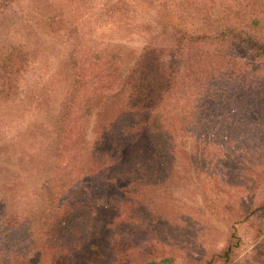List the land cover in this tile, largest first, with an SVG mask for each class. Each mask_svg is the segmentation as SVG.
<instances>
[{
	"label": "rangeland",
	"instance_id": "1",
	"mask_svg": "<svg viewBox=\"0 0 264 264\" xmlns=\"http://www.w3.org/2000/svg\"><path fill=\"white\" fill-rule=\"evenodd\" d=\"M32 1L9 3L0 16V61L28 62L0 99V263L12 264L9 255L28 242L18 259L35 253L32 264H113L101 243L111 233L127 240L117 252L127 263L264 264V125L253 115L234 122L264 78L263 61L236 39L264 41V0H39L40 12L55 8L50 26L30 11ZM145 50L175 70L156 109L174 157L166 183L136 192L134 167L100 178L70 154L84 146L88 158L103 141L105 152L111 144L116 151L104 133L126 104L123 74ZM213 91L217 106L206 98ZM129 122L137 132L143 115ZM100 179L118 195L95 209L94 234L80 247L47 246L54 220L77 199L69 190L79 183L89 197Z\"/></svg>",
	"mask_w": 264,
	"mask_h": 264
},
{
	"label": "trees",
	"instance_id": "2",
	"mask_svg": "<svg viewBox=\"0 0 264 264\" xmlns=\"http://www.w3.org/2000/svg\"><path fill=\"white\" fill-rule=\"evenodd\" d=\"M14 1L18 0H0V16L3 13V8ZM37 2L42 4L39 0H33L31 2V4H33V9L31 4H28V7L31 6L30 11L34 13L37 11L40 12L35 6ZM99 3V5H102L105 2L101 0ZM59 7L60 4H57V9H59ZM53 9L55 8L49 3H45L42 12L38 14V20L42 22L44 26L54 25L56 11H52ZM50 13H52L51 16ZM258 15L251 18L253 24H258L260 22L261 19ZM236 39L244 42L247 46V50L254 53L256 57L264 63V41L260 42L248 35L241 36L240 38L236 37ZM18 51L21 53L20 50ZM10 60V57L7 55L0 61V84L2 87L6 86L7 82L15 76L16 72L19 71L20 68L23 69L28 63L24 58L17 63L14 61L9 63ZM115 69L121 71L116 66ZM116 70L115 76L119 79V75L121 76V74ZM174 71L172 66L168 65L164 60L159 59L156 50H145L136 65L126 74L124 73L121 79V88L124 87L125 97H127L124 107L129 105L131 110H123V107L119 114L115 115L114 121L108 126L107 131L104 133V135L117 143V152L114 148L116 144L114 146L111 144L108 152H105V149L101 146L102 144L108 145V143L103 141L99 146H94L92 148L91 154L88 151V158L83 155L84 146L78 149L79 155L75 149L74 154H70V158H73V161L75 163L77 162L83 171L86 173L91 172L95 175L98 174L100 178L104 177L107 172L110 171L120 172V170H124V172H126V169L134 167L137 169L136 172L138 173V180L135 182V186L137 187H134V191L136 192L143 186H158L166 183L165 181H167L166 179L170 174L174 155L171 151H168L171 149L167 146V142H169L170 139L169 136L166 135L165 130H163L164 127L162 124L157 120L158 116L160 118H162V116L156 109L160 106L163 95L169 92L174 85ZM203 74H205V72L200 70V76L197 77L196 81L203 78ZM246 82L247 78L245 75L238 88H242L241 86ZM107 88L109 89V87ZM11 91L12 90H7L3 87L0 92V99L7 98L6 96L10 95ZM248 91L252 93L245 95L244 101L239 105V114L234 122L243 121L244 123L249 119V116L253 115V118H258V121L261 122L260 124L264 125V78H260L259 84L248 89ZM256 92L257 94L255 96L254 93ZM220 96L221 94L216 91L206 94L207 101L209 100L215 106H217L218 101H220ZM240 98V95L236 96V100ZM208 105L209 107L215 108L214 105L209 103ZM60 114H58L53 128H56V125H60L63 121L64 116ZM141 115H143L144 122H141V126L137 132H133L129 128V120H134ZM260 124L258 126H260ZM114 127L116 129L111 133ZM94 145L96 144L94 143ZM84 149L87 148L84 147ZM109 157L110 160L106 162V159ZM73 161H70L72 165H74ZM100 180H102L100 185L94 184V186L91 187L92 192L89 197H81L84 191L78 186L79 183L75 184L72 190H69L70 194H76L75 197L77 199L65 213L54 220L50 227L52 232L49 234L50 236L47 239V244L44 241L47 246L60 242L62 245L71 244L73 248L80 247V244H77L80 243L79 240L84 241L90 234L91 236L94 234L97 229L94 223L95 220H98L97 217H94L96 215L94 211L100 210L101 207L107 203V199L110 196L116 197L118 195L112 181L108 179ZM43 183L46 185L47 181L45 180ZM79 199L81 204L77 203ZM61 201H58L57 208L60 207L59 202ZM104 237L105 240L101 243L102 246L107 249L108 253L112 255L111 259H113V264H136L132 262L127 263L126 261L123 262V256H118L117 254V252H121L124 248L127 241L126 239H118L120 236L113 239L111 233ZM6 238L7 237H5V239ZM13 241L19 240L13 238ZM21 242L22 241H20V243ZM5 243L6 245L8 244V239ZM44 243L43 245H45ZM25 248H29L28 242H22L17 248L18 253L9 255L8 260L12 262L11 259L13 257L14 260L12 264H32L35 253L31 258L23 256L22 259H18L19 254L22 253V250ZM0 250H2V246ZM0 264L10 263L4 260ZM137 264L154 263L146 262Z\"/></svg>",
	"mask_w": 264,
	"mask_h": 264
}]
</instances>
